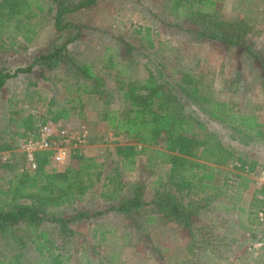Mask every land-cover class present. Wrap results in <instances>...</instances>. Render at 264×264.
<instances>
[{
  "label": "rangeland",
  "instance_id": "rangeland-1",
  "mask_svg": "<svg viewBox=\"0 0 264 264\" xmlns=\"http://www.w3.org/2000/svg\"><path fill=\"white\" fill-rule=\"evenodd\" d=\"M214 1L211 10L215 16L237 24L236 32L246 31V42L259 52L258 59L239 45L227 47L209 39L195 41L190 33L194 25L181 15L182 7L172 10L173 0H98L66 15V19L82 24L80 28L59 33L53 25L55 10L48 9L52 1L38 0L43 10L32 5L20 17V21L34 25L36 35L31 42H24L9 24L0 27V67H25L38 52L76 35L67 44L70 59L87 63L107 86L101 96H78L82 88L77 84L82 77L75 74L71 63L52 68L34 66L30 72L7 79L0 88V139L14 147L0 152V161L15 154L12 159L17 160L20 171L31 169L25 159L29 136L52 120L54 111L64 108L68 116L57 120L56 127L77 131L84 126L88 137L84 146H74L66 163L59 165L50 158L47 169L62 170L76 163L71 158L75 149L95 157L103 168L100 180L80 200L61 205L59 212L70 216L78 209L96 212L115 205V200L100 196L102 191H111L112 185L104 186L108 176L118 175L127 184H143L145 200L161 185L174 188L162 147L145 146L136 156L133 169L124 170L114 149L132 140L126 135H115L99 119L104 107L123 108L120 86L145 80L157 63L172 80L179 81L184 72L194 76L203 93L230 103L236 112L256 116L264 131V0ZM193 8L203 10L198 2ZM147 27L154 43L152 48L148 47ZM123 40L135 47L127 57L122 54ZM28 114L37 121V128L29 136L21 124ZM201 118L204 129L214 133L226 148L256 164L252 171H242L234 167V161L219 166L210 163L215 169L202 180L209 184L204 192L184 187L177 191L179 198L194 200L201 206L193 218L194 238L158 215L148 216L149 206H145L133 220L112 211L75 220L71 223L76 231L73 237L59 235L44 223L54 241L51 254L63 258V264H264V193L260 192L264 186V137L255 136L253 131L238 132L218 117ZM241 176L248 179L246 188ZM0 264L53 263L46 251L41 254L34 240L21 246L9 238H0Z\"/></svg>",
  "mask_w": 264,
  "mask_h": 264
},
{
  "label": "trees",
  "instance_id": "trees-1",
  "mask_svg": "<svg viewBox=\"0 0 264 264\" xmlns=\"http://www.w3.org/2000/svg\"><path fill=\"white\" fill-rule=\"evenodd\" d=\"M37 1L0 0V27L9 24L22 36L24 42H31L36 35L34 25L29 26L20 21V17L26 15L25 12L29 11L32 5L43 10V6ZM51 1L53 5L48 9L55 10L53 25L56 33H59L64 29L80 28L82 24L66 19V15L92 6L98 0ZM195 2L200 3L203 10H194ZM214 4V0L190 2L173 0L171 8L173 11L183 8L181 15L194 25L190 33L193 34L195 41L209 39L221 42L227 47L239 45L258 59L259 52L254 51L246 42L247 32H236L237 24L215 16L211 10ZM145 31L148 47L152 48L154 43L148 37L149 28H145ZM75 36L53 46L50 50L38 52L25 67H17L14 70L0 67V88L7 79L30 72L34 66L52 68L59 64L71 63L75 74L82 77V82L77 84L82 88L78 96L104 94L107 89L104 79L93 72L87 63H76L70 59L67 44ZM122 45L124 57L129 56L135 48L125 40L122 41ZM120 95L123 108L112 110L104 107L99 112V119L106 122L115 135H126L132 140L115 146L114 152L122 168L132 170L136 164V156L145 149V146H160L164 150L162 155H165V160L170 165L169 181L176 187L161 185L149 200H145L143 184L138 182L127 184L122 182L118 175L108 176L104 186L112 185L111 191L108 194L102 191L100 196L102 199L115 200V205L96 212L78 209L74 214L66 216L59 212L58 208L63 204H72L80 200L86 191L100 180L102 163L93 156H86L79 150H74L71 158L76 163L62 170L54 168L50 170L47 169L50 151L39 150L33 152L36 168L20 171L17 160L12 159L15 155L13 154L5 161H0V238H9L21 246L29 239L34 240L38 243L41 254L47 252L51 263L63 264V258L51 254L54 241L49 238L44 223L50 224L59 235L73 237L76 231L71 223L75 220L92 219L107 211L133 220L145 206H149L148 216L158 215L160 219L180 226L186 230L187 236L194 238L193 218L199 214L201 206L194 200L184 201L179 198L177 191L184 187L204 192L209 184L202 180L206 176H211L212 170L215 169L210 163L219 166L234 161V167L239 170L254 169L255 161L248 162L244 156L226 148L214 133L204 129L201 115L208 119L211 116L218 117L238 132L253 131L255 136L260 137H264V131L261 130L263 124L258 122L256 116L236 112L230 103L216 100L203 93L198 80L189 73H182L179 81H175L169 77L163 66L157 63L145 80L128 82L120 86ZM67 116L68 111L62 108L53 112L52 120L65 119ZM36 123L32 114L21 119L28 136L37 128ZM88 142L92 140L88 138ZM135 143L141 145L137 147ZM13 147L5 139H0V152L11 150ZM236 162H239V165H236ZM241 178L242 186L246 188L248 179L244 176ZM260 192L264 193V186ZM101 234L102 239H105L104 234ZM100 260L107 261L105 257H100Z\"/></svg>",
  "mask_w": 264,
  "mask_h": 264
},
{
  "label": "built area",
  "instance_id": "built-area-1",
  "mask_svg": "<svg viewBox=\"0 0 264 264\" xmlns=\"http://www.w3.org/2000/svg\"><path fill=\"white\" fill-rule=\"evenodd\" d=\"M56 123V121L47 120L38 128L37 133L31 134L26 142L25 159L31 169L36 168V163L33 159V152L35 151H50V158L52 161L60 165L66 163L70 151L74 149V146L79 147L85 145L88 131L84 126H82L80 130L71 131L66 128H57ZM55 138L56 140L58 139V141H53ZM235 164L239 165L237 162ZM257 245H260V243Z\"/></svg>",
  "mask_w": 264,
  "mask_h": 264
}]
</instances>
